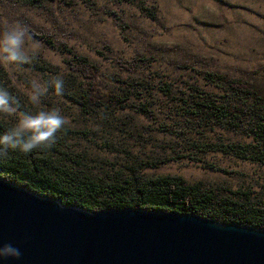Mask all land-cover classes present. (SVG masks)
Here are the masks:
<instances>
[{"label": "rangeland", "instance_id": "obj_1", "mask_svg": "<svg viewBox=\"0 0 264 264\" xmlns=\"http://www.w3.org/2000/svg\"><path fill=\"white\" fill-rule=\"evenodd\" d=\"M17 25L26 29L23 47L31 61L0 68L26 100L14 116L0 115V122L13 127L23 113L59 109L68 123L51 147L39 151L43 156L98 175L132 169L180 174L189 181L250 189L264 200V163L197 145L251 137L222 127L187 129L180 112L170 113L179 104L160 88L166 81L174 88L198 84L218 92L203 70L260 75L264 0H0V36ZM75 54L98 66L100 91L129 93L123 105L82 108L76 102L69 92L85 78L69 63ZM45 64L53 68L43 69ZM57 77L64 81L60 95L52 86ZM33 80L48 87L39 104L29 100ZM139 101L153 109L152 116L135 107Z\"/></svg>", "mask_w": 264, "mask_h": 264}, {"label": "trees", "instance_id": "obj_2", "mask_svg": "<svg viewBox=\"0 0 264 264\" xmlns=\"http://www.w3.org/2000/svg\"><path fill=\"white\" fill-rule=\"evenodd\" d=\"M138 4L147 11L141 1ZM69 63L85 78L82 85L68 91L82 108L124 104L129 93L114 89L100 91L96 81L98 66L86 56L75 54ZM41 67L53 68L51 64ZM201 74L218 92L198 84L187 85L184 89L174 88L166 81L161 84L162 92L179 104L178 109L173 107L170 113L180 112L183 126L187 129L222 127L251 137L249 141H200L197 145L203 151L217 150L264 163V68L260 75L251 74L247 78L232 77L215 70H203ZM127 83L131 85L134 81ZM0 87L6 88L18 101V108H23L25 97L15 91L1 68ZM65 88L69 90V86ZM135 107L147 116L153 115V109L144 101H139ZM10 128L0 122V134ZM39 151L24 154L9 150L6 157L0 158V175L40 194L57 197L63 203L92 210L130 205L193 211L219 221L233 220L264 227V200L250 189L206 184L201 180L189 181L180 174H148L138 169H132L129 173L98 175L81 169L64 168ZM203 164L219 167L209 162Z\"/></svg>", "mask_w": 264, "mask_h": 264}, {"label": "water", "instance_id": "obj_3", "mask_svg": "<svg viewBox=\"0 0 264 264\" xmlns=\"http://www.w3.org/2000/svg\"><path fill=\"white\" fill-rule=\"evenodd\" d=\"M0 264H264V227L193 211L88 209L0 175Z\"/></svg>", "mask_w": 264, "mask_h": 264}, {"label": "clouds", "instance_id": "obj_4", "mask_svg": "<svg viewBox=\"0 0 264 264\" xmlns=\"http://www.w3.org/2000/svg\"><path fill=\"white\" fill-rule=\"evenodd\" d=\"M26 29L15 26L5 31L0 36V64L30 63L31 58L24 51ZM55 93L62 94L64 81L57 77L52 81ZM32 91L29 100L39 104L41 97L48 93V87L36 80L31 81ZM18 111V101L6 88L0 87V115L14 116ZM68 123L59 109L39 111L35 114H21L13 127L0 134V158L6 157L9 150L19 151L24 154L34 150H43L51 147L56 142V134ZM19 248L4 243L0 245V260L9 258L19 260L22 257Z\"/></svg>", "mask_w": 264, "mask_h": 264}]
</instances>
